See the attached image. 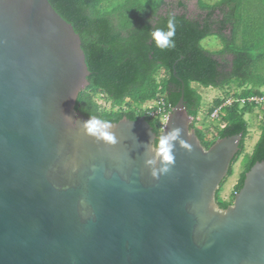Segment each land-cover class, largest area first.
Segmentation results:
<instances>
[{"label": "water", "instance_id": "1", "mask_svg": "<svg viewBox=\"0 0 264 264\" xmlns=\"http://www.w3.org/2000/svg\"><path fill=\"white\" fill-rule=\"evenodd\" d=\"M90 75L49 0H0V264H264V161L217 201L244 133L206 148L183 88L161 134L181 128L192 150L177 143L153 179L146 117L113 123L115 146L84 134Z\"/></svg>", "mask_w": 264, "mask_h": 264}, {"label": "trees", "instance_id": "2", "mask_svg": "<svg viewBox=\"0 0 264 264\" xmlns=\"http://www.w3.org/2000/svg\"><path fill=\"white\" fill-rule=\"evenodd\" d=\"M49 1L81 36L82 48L91 72L88 78L90 85L78 97L77 111L112 123L123 117L136 120L145 116L154 132L160 135V118L146 115L143 106L163 97L175 108L184 88L185 106L193 118L191 127L196 128L206 148L219 138L244 133L242 149L233 160L228 177L233 174L232 169L245 152V142L250 134V125L245 116L262 108L241 104L240 100L264 95V75L258 72V62L264 54L263 41L260 42L255 34L260 28L261 32L263 30L262 27H254L253 24L259 25L254 21L242 24V16L239 18L238 12L240 9L248 11L247 5L243 4L244 0H221L212 5L198 0L200 7L209 10L211 14L217 9L224 13L232 27L230 38L221 31L214 32L208 26H203L199 21L175 15V46L164 50L155 46L151 33L157 28L167 31L169 13L166 17L159 13L165 0ZM247 26L249 31L246 33ZM213 35L219 36L224 44L219 51L208 50L202 45L205 39ZM256 48L261 50L260 54L256 53ZM227 53L234 57L229 72L219 69L222 64L218 60ZM226 66L229 67L228 63ZM163 70L167 73L162 77L160 72ZM194 83L205 88L224 89L235 86L233 92L215 99L209 108L208 118L228 99L234 100L232 105L226 106L222 111L219 122L223 126H209L215 132V137L211 139L208 137L210 129L197 127L204 99L198 89L192 86ZM104 101L110 103V106H106ZM258 161H264V114L259 140L252 154L245 160L244 171L231 200L220 198L226 179L221 184L217 201L222 208L232 204L235 195L244 185L246 173Z\"/></svg>", "mask_w": 264, "mask_h": 264}, {"label": "rangeland", "instance_id": "3", "mask_svg": "<svg viewBox=\"0 0 264 264\" xmlns=\"http://www.w3.org/2000/svg\"><path fill=\"white\" fill-rule=\"evenodd\" d=\"M189 1H193V0H189ZM203 1L212 5L221 0H203ZM244 1L245 3L243 2L242 3L244 5H247L248 11L245 9V12H244L242 9H240L238 12L239 18L241 15L242 24L250 22V21L259 23V25L253 24V26L262 27L263 31L261 32V28H260L259 32L258 33L255 32V34L258 35V37L260 38V42L263 41L262 47L264 48V12H261V10L264 11V0H244ZM195 2L197 1L195 0ZM248 31H249V27L247 26L245 27V32L247 33ZM255 34H254V39L257 38ZM240 38H241V35H240ZM202 45L203 47L211 51H219L224 46L222 40L217 35H213L205 39L202 42ZM255 51L256 53H259V54L261 53V50L259 48H256ZM262 56L263 58L258 62V72L264 75V54ZM160 73L162 77L165 76L166 74L164 70L161 71ZM192 86L198 89V91L202 94L203 99H204V104H203L200 116L198 118L199 120H198L197 127L199 126L201 128L203 127L209 130L210 129L209 126H212V127H214V125L219 126L220 125L219 121L213 122L211 118H208L209 108L212 106L215 99L225 97L226 93L230 91L233 92L235 90V86H227L224 89H219V88H214V87L205 88L198 83H194L192 84ZM262 90L264 91V87L262 88ZM104 104L108 107L110 106V103H107L106 101H104ZM263 114H264V109L262 107V108L255 109L253 114H247L245 116V119L249 122V125H250V134L245 142V147H246L245 152L241 155L239 161L234 165L232 169L233 174L225 180V184L223 185L221 189L220 198L223 200L229 201L233 197V193L235 192V186L237 185L241 177V174L244 171L245 160L247 159L248 156L252 154L254 147L259 140V137L261 134V127L263 125ZM222 126L223 125H220V128ZM208 137L210 139L215 137V132L210 129L208 133Z\"/></svg>", "mask_w": 264, "mask_h": 264}, {"label": "clouds", "instance_id": "4", "mask_svg": "<svg viewBox=\"0 0 264 264\" xmlns=\"http://www.w3.org/2000/svg\"><path fill=\"white\" fill-rule=\"evenodd\" d=\"M166 28L167 31L157 28L151 33V38L154 41L155 46L161 50L175 46L174 37L176 32V21L174 13H169ZM71 117L72 116H66L69 120ZM212 121L215 122L214 120ZM113 128L114 125L112 121L99 118L95 115L90 116L87 121H83L82 123V130L85 135L94 138L96 141L101 142L106 146H115L118 143ZM182 133L183 130L181 128L174 127L167 131L166 134L165 130H163V134L157 137L154 147V155L151 159L145 161V166L151 169V176L153 179H158L159 176L167 174L170 168L174 166V151L177 143L181 149L189 152L192 150V145L187 139L182 138Z\"/></svg>", "mask_w": 264, "mask_h": 264}, {"label": "flooded vegetation", "instance_id": "5", "mask_svg": "<svg viewBox=\"0 0 264 264\" xmlns=\"http://www.w3.org/2000/svg\"><path fill=\"white\" fill-rule=\"evenodd\" d=\"M159 13L165 15V17L168 13L186 16L188 19L201 22L203 26H208V28L214 32L221 31L228 38H230L232 34V27L230 23L227 22L224 13L220 9H217L211 14L209 10L202 9L195 0H165ZM233 59V55L229 53L225 54L223 57H219L218 60L222 64V67L219 69L228 72L231 71ZM226 63H228L229 67L226 66ZM165 73L167 72L165 71Z\"/></svg>", "mask_w": 264, "mask_h": 264}, {"label": "built area", "instance_id": "6", "mask_svg": "<svg viewBox=\"0 0 264 264\" xmlns=\"http://www.w3.org/2000/svg\"><path fill=\"white\" fill-rule=\"evenodd\" d=\"M233 102L234 100L230 98L224 104L217 107L211 114L212 120L218 121L220 119L223 109L226 106L232 105ZM240 102L241 104H250V105H255L257 107L261 106L264 108V95L251 96L247 99H241ZM143 109L145 110L146 115H149L154 118H160L161 129L165 127L169 119V116L173 110L171 104L168 103L163 97L158 98L154 102L153 101L147 102L143 106Z\"/></svg>", "mask_w": 264, "mask_h": 264}, {"label": "crops", "instance_id": "7", "mask_svg": "<svg viewBox=\"0 0 264 264\" xmlns=\"http://www.w3.org/2000/svg\"><path fill=\"white\" fill-rule=\"evenodd\" d=\"M199 127V126H198Z\"/></svg>", "mask_w": 264, "mask_h": 264}]
</instances>
